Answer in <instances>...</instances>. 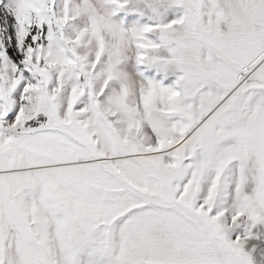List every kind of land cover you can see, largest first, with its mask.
<instances>
[{
    "label": "snow or ice",
    "instance_id": "6c2138e0",
    "mask_svg": "<svg viewBox=\"0 0 264 264\" xmlns=\"http://www.w3.org/2000/svg\"><path fill=\"white\" fill-rule=\"evenodd\" d=\"M0 264H264V0H0Z\"/></svg>",
    "mask_w": 264,
    "mask_h": 264
}]
</instances>
